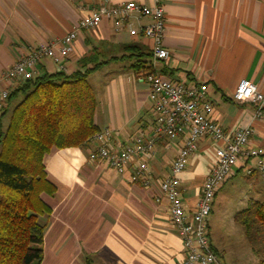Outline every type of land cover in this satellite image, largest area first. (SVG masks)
Returning <instances> with one entry per match:
<instances>
[{"label": "crops", "instance_id": "obj_1", "mask_svg": "<svg viewBox=\"0 0 264 264\" xmlns=\"http://www.w3.org/2000/svg\"><path fill=\"white\" fill-rule=\"evenodd\" d=\"M102 1L0 0V92L9 94L19 84L3 79L7 68L38 44L60 40ZM127 2L151 3L110 0L111 5ZM163 6V43L169 58L156 70L164 78L206 83L212 119L227 133L251 127L248 146L264 151V108L262 117L254 120L252 104L233 100L241 80L252 82L264 95V0H163ZM129 23L134 35L127 30L115 32L108 20L82 31L63 62L65 73L73 72L82 62L86 69L99 65L88 76L95 79L90 85L97 102L94 124L100 131L109 129L116 146L130 144L139 132L148 135L153 124L148 87L135 80L136 73L145 70L150 61L151 42L139 36V28L149 20L131 17ZM143 59L144 68L137 71ZM56 71L60 70L48 59L37 66V75ZM9 105L0 100V116L8 112ZM165 144L159 140L147 159L152 178L148 186L131 181L134 160L123 173L106 163L88 160L94 144L84 150L52 149L44 156L46 178L55 193L41 196L51 209L43 246L53 248L54 259L61 264L75 263L79 258L83 264L87 260L91 264H177L184 259L180 236L170 223L166 200L159 198L157 186L161 178L171 174L178 147L177 141L168 148ZM210 153V141L200 140L185 170L177 176L188 216L200 196ZM244 164L238 163L234 176L244 172ZM247 164L253 167L255 161ZM247 176L253 183L261 180L264 186V172Z\"/></svg>", "mask_w": 264, "mask_h": 264}, {"label": "built area", "instance_id": "obj_2", "mask_svg": "<svg viewBox=\"0 0 264 264\" xmlns=\"http://www.w3.org/2000/svg\"><path fill=\"white\" fill-rule=\"evenodd\" d=\"M150 1V5L145 6L137 2L111 5L110 0H103L60 40L31 48L26 56L7 68L2 77L17 84L32 79L37 75V66L44 59L64 71L63 62L71 54L73 44L82 31L94 29L100 21L108 20L115 32L127 30L134 35L129 19L147 18L149 23L139 28V36L151 42L150 61L145 70L136 73L135 80L148 87L152 127L148 135L139 132L130 144L117 146L111 131L103 129L91 140L95 147L88 153V160L106 163L117 173H123L134 160L131 181L148 186L152 178L147 159L152 155L156 143L163 139L168 148L177 141L176 155L170 166L171 174L161 178L157 184L159 198L166 200L170 223L180 236L184 249V259L177 264H222L211 248L208 235L207 219L214 198L224 183L234 176L239 162H245L242 169L247 175L254 171L263 174L264 151L248 146L253 134L251 127L227 133L212 119L213 107L206 98V83L164 78L156 70L158 64L168 60L169 52L163 43L166 29L163 0ZM7 96V91L0 92L2 102ZM233 100L252 104L254 120L262 117L264 95L252 82L241 80L235 88ZM200 140L210 141V165L194 211L188 216L178 190L177 176L185 170ZM248 161H255V165H248Z\"/></svg>", "mask_w": 264, "mask_h": 264}, {"label": "trees", "instance_id": "obj_3", "mask_svg": "<svg viewBox=\"0 0 264 264\" xmlns=\"http://www.w3.org/2000/svg\"><path fill=\"white\" fill-rule=\"evenodd\" d=\"M98 66L86 69L82 62L71 73H40L20 82L5 100L21 96L0 131V264L42 263L51 209L41 196L55 193L43 158L52 149H87L100 132L94 124L96 98L87 81ZM233 221L247 240L262 245L264 255V200H248Z\"/></svg>", "mask_w": 264, "mask_h": 264}, {"label": "rangeland", "instance_id": "obj_4", "mask_svg": "<svg viewBox=\"0 0 264 264\" xmlns=\"http://www.w3.org/2000/svg\"><path fill=\"white\" fill-rule=\"evenodd\" d=\"M88 83L93 85L95 79L88 78ZM21 96L12 99L8 113L4 116L3 130L9 119L10 110L20 101ZM258 182V183H257ZM253 183L245 172L227 180L219 189L216 200L211 207L208 217V235L211 244L220 255L222 263L226 264H259L264 255L259 253L262 245L247 240L242 229L233 221L236 212L245 208L248 200H264V186L261 180ZM262 190V196L261 191ZM53 248L45 244L43 246V260L41 264H61L54 259ZM259 253V254H258ZM217 256V255H216ZM218 258V256H217ZM219 259V258H218ZM68 264V263H67ZM83 264L81 258L75 263Z\"/></svg>", "mask_w": 264, "mask_h": 264}]
</instances>
